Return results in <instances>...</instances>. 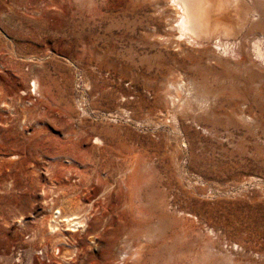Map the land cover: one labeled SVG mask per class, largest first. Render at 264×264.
Here are the masks:
<instances>
[{
	"label": "rangeland",
	"instance_id": "obj_1",
	"mask_svg": "<svg viewBox=\"0 0 264 264\" xmlns=\"http://www.w3.org/2000/svg\"><path fill=\"white\" fill-rule=\"evenodd\" d=\"M238 1L194 40L170 0H0V264H264V0Z\"/></svg>",
	"mask_w": 264,
	"mask_h": 264
},
{
	"label": "bare ground",
	"instance_id": "obj_2",
	"mask_svg": "<svg viewBox=\"0 0 264 264\" xmlns=\"http://www.w3.org/2000/svg\"><path fill=\"white\" fill-rule=\"evenodd\" d=\"M170 1L172 2V5H174L179 10L176 28H178L179 31L181 32L180 37L182 38V36L184 35V38H185V35H187L188 37H192V38L195 37L196 39L198 37L199 38L198 40H200L201 36L202 37H205V36L209 37V35H211L213 33H216V34H218L219 32H223V33L227 32L228 33V31L230 30L229 29L230 26H228L229 23H227L228 24L227 25L226 23H221L219 20H217V18L215 17L216 13L222 12L226 8V5L232 4L233 6H235V4L239 2L238 0H170ZM263 3H264V1L262 3L259 1L253 8H251L252 10H250V14H251V16H253V19H258V17L260 19H261V17H263V19H264V4ZM232 5H230V6H232ZM224 12H226V11H224ZM250 14L248 16H250ZM218 16H219V14H218ZM223 33H219V34H223ZM187 36H186V38H188ZM196 39H194V40H196ZM190 40H188V41H190ZM250 40H251V38H250ZM262 40H263V38H262ZM218 41H221V40H218ZM261 42L262 41H260V39L257 38L254 41L252 48H254V50L256 52V57L264 59V45L262 46ZM217 43H218V45L220 44V42H217ZM216 47H215V49H216ZM222 48L223 47H221V46L218 47V49H222ZM226 48L228 49V47L225 45L224 49H226ZM234 50H236V49H234ZM225 51H227V50H225ZM212 52H214V51H212ZM255 52H253V53H255ZM215 53H217V52L215 51ZM246 62H248V61H246ZM128 181H125V183H124L125 188H127V190L129 187V182L131 180L129 182ZM129 189H130V187H129ZM134 253L137 256L140 253V251L139 252L135 251ZM135 254H133V255L135 256ZM131 255L129 254L128 259L130 257H132ZM135 259L137 260V258H135Z\"/></svg>",
	"mask_w": 264,
	"mask_h": 264
}]
</instances>
